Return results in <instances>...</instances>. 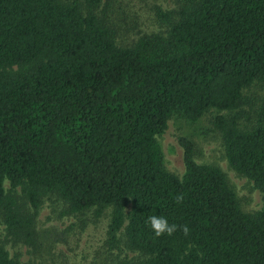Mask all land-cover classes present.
<instances>
[{
    "label": "trees",
    "instance_id": "1",
    "mask_svg": "<svg viewBox=\"0 0 264 264\" xmlns=\"http://www.w3.org/2000/svg\"><path fill=\"white\" fill-rule=\"evenodd\" d=\"M98 3L0 0V223L31 239L54 197L66 214L111 207L110 246L139 254L112 264H264V98L246 94L264 92V0H183L174 19L163 14L165 35L128 46ZM210 110L229 166L262 193L259 210H243L187 138L183 175L164 167L168 120ZM150 216L176 231L156 236ZM0 264L29 263L0 241Z\"/></svg>",
    "mask_w": 264,
    "mask_h": 264
},
{
    "label": "rangeland",
    "instance_id": "2",
    "mask_svg": "<svg viewBox=\"0 0 264 264\" xmlns=\"http://www.w3.org/2000/svg\"><path fill=\"white\" fill-rule=\"evenodd\" d=\"M79 1L85 9V0ZM182 2L183 0H99L95 11L110 25L117 44L128 46L144 34L165 35L168 24L163 14L174 19ZM246 94L259 97L256 101L258 104L264 98V92L257 86L247 89ZM244 110L252 116L248 106ZM246 111L242 117L246 115ZM218 113L210 110L195 123L171 117L167 129L157 138L163 153L164 167L179 177L183 175L184 150L180 139L187 138L193 143L197 163L212 164L224 172L229 185L236 192L241 208L249 212L259 210L262 206L261 191L254 187L252 181L232 169L225 158L221 134L212 125V119ZM4 187L9 189L8 181L4 182ZM16 192L21 195L19 188ZM26 209L32 212L29 204ZM64 209L62 201L54 197L46 198L35 215L31 239L15 238L0 223V241L10 256L29 264H112L117 257L139 256L137 252L122 245L119 248L110 246L107 231L111 207H107L98 217L92 209L82 214H66ZM128 210L129 206L126 207V211Z\"/></svg>",
    "mask_w": 264,
    "mask_h": 264
},
{
    "label": "clouds",
    "instance_id": "3",
    "mask_svg": "<svg viewBox=\"0 0 264 264\" xmlns=\"http://www.w3.org/2000/svg\"><path fill=\"white\" fill-rule=\"evenodd\" d=\"M179 199L182 198L178 197V200ZM148 223L156 236H160L165 233L171 235L173 232L176 231L177 228L175 224H169L168 220L163 216H150L148 218ZM187 231V227H184V232L187 233Z\"/></svg>",
    "mask_w": 264,
    "mask_h": 264
}]
</instances>
